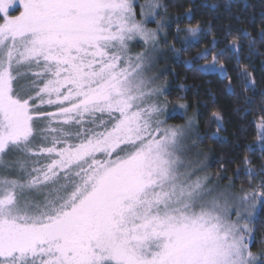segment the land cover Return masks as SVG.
<instances>
[{"label":"snow or ice","instance_id":"1","mask_svg":"<svg viewBox=\"0 0 264 264\" xmlns=\"http://www.w3.org/2000/svg\"><path fill=\"white\" fill-rule=\"evenodd\" d=\"M162 7L0 0V264H264V250H252L264 245L254 226L264 163L257 170L247 154L264 160V115L234 178L223 166L216 174L224 187L185 163L192 121L169 125L170 102L146 75L160 33L179 21ZM181 32L185 41L203 35L200 24L177 23L176 39ZM257 35L264 43V27ZM242 38L257 43L241 30L227 50L238 53ZM133 42L145 51L131 55ZM205 53L211 63L200 67L221 72L234 93L219 60L225 49L197 56ZM237 78L255 89L247 66ZM241 176L247 187L237 190Z\"/></svg>","mask_w":264,"mask_h":264},{"label":"trees","instance_id":"2","mask_svg":"<svg viewBox=\"0 0 264 264\" xmlns=\"http://www.w3.org/2000/svg\"><path fill=\"white\" fill-rule=\"evenodd\" d=\"M143 2L137 0V3ZM161 4L160 11L166 18L179 17L178 22L173 20L160 33L158 47L152 53L149 65L155 68V86L163 88L161 99L170 102L167 122L186 126L192 121V131L185 139L187 150L194 158L190 165L201 169L199 175H208L224 187L228 181L219 180L216 174L223 166L228 169L227 176L234 178L236 168L246 154V146L256 142L259 118L264 115V43H260L257 35L264 27V0H161ZM16 7L11 10L12 15L19 14ZM177 23L180 29L188 24H200L203 35L185 41L181 32V39H176ZM148 26L155 28L156 24L150 21ZM241 30L257 37L254 48L250 49L247 40L242 38V49L238 53L227 50L232 36H239ZM228 32L230 36L226 35ZM190 42L191 47L188 46ZM173 44L175 49L181 50L179 54L170 47ZM142 45V42H133L130 54L140 53L145 48ZM206 48H214L217 53L225 49L219 60L227 75L232 77L234 93L226 91L228 81L222 73H210L200 67L212 60L211 54L197 56ZM194 58L198 63H193ZM244 66L255 78L254 90H245L244 82L237 78ZM179 103H184L186 108H179ZM213 112H220L223 120L216 122ZM217 123L221 130L209 139L216 132ZM247 154L259 170L264 163L261 153L257 150L255 154ZM231 160L236 163H228ZM241 183L247 187V178L241 176L236 182L237 190ZM258 212L259 218L254 225L258 229L257 239L264 234V212ZM252 250L258 253L264 250V245L257 244Z\"/></svg>","mask_w":264,"mask_h":264},{"label":"rangeland","instance_id":"3","mask_svg":"<svg viewBox=\"0 0 264 264\" xmlns=\"http://www.w3.org/2000/svg\"><path fill=\"white\" fill-rule=\"evenodd\" d=\"M151 21V20H150ZM149 21V22H150ZM147 27H149L148 26V23H147ZM143 47H144V45H142ZM133 48V46L131 45L130 46V50ZM142 51H145V48L143 49V50H141V52ZM140 52V51H139ZM137 53H135V54H131V55H133V56H135ZM217 67V69L219 68L218 66H216ZM205 71H207L208 72V70L207 69H205V68H203ZM216 72H219V71H216ZM219 73H221V72H219ZM146 75L147 76H149V77H152V78H154V83H155V81H157V76H156V73H155V68L153 67V66H149L148 68H147V71H146ZM183 159L185 160V163L186 164H191V162H193L194 161V158L192 157V155H191V153L189 152V150H187V147H186V143H185V152H184V156H183ZM199 174V173H198ZM204 176H206L205 174H203ZM200 176H202V175H200ZM207 177L210 179V181H212L213 182V185L215 184V182H217L215 179H212L210 176H208L207 175ZM219 185H220V187H222V185L219 183Z\"/></svg>","mask_w":264,"mask_h":264}]
</instances>
